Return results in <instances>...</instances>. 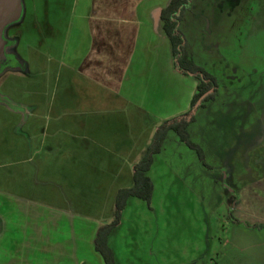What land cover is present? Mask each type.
<instances>
[{
	"label": "crops",
	"instance_id": "obj_1",
	"mask_svg": "<svg viewBox=\"0 0 264 264\" xmlns=\"http://www.w3.org/2000/svg\"><path fill=\"white\" fill-rule=\"evenodd\" d=\"M44 2L45 35L41 36L46 53L40 50L45 53L40 69L48 78L50 62H56L58 73L54 77L58 76L59 83L64 74L63 85L67 86L59 90L58 98L54 97L55 108H50L48 79L42 78L46 95L41 94L39 101L40 105L41 99L46 101L45 108H37V95L33 93L29 100L35 108L23 113L8 109L13 116L3 117L14 119L18 114V119L0 123V159H8L0 161V168H11L5 175L0 172V182L7 183L6 191L0 186V264H103L93 247L98 225L79 217L75 208L81 195L80 180L86 174L89 181L95 173L103 178V184L108 177H119L124 183L115 192L131 186V169L137 160H131L128 154L135 153L139 142L128 141L131 143L116 148H106L97 140L85 142L77 113L61 107L77 101L80 92L87 100L91 95L94 98V92L108 94L122 102L118 112L124 120L137 117L150 124L151 132L163 119L189 107L197 80L173 68L170 43L160 18L161 9L170 0H70L61 40H56L54 12L68 0H52L51 10L49 0ZM34 52L36 47L32 46L28 58L21 56L32 62L33 69L37 68ZM134 132L138 138V129ZM121 148L128 150L125 155L112 152ZM251 152L254 159H259L255 148ZM57 165L62 167L60 173L53 174ZM114 165L120 168L110 173ZM42 167L44 171L50 168L54 185L42 178V184L34 188L27 178L39 174ZM56 175H61L64 182L54 193L50 189L58 188L60 181L54 179ZM257 176L231 191V196L238 197L233 216L250 225H264V173ZM107 190L112 207L113 191ZM70 203L73 207L69 208ZM226 223L228 227L221 225L217 234H209L206 225L203 232L199 230L195 245L199 252L188 263L264 264V227L248 229L240 223Z\"/></svg>",
	"mask_w": 264,
	"mask_h": 264
},
{
	"label": "rangeland",
	"instance_id": "obj_2",
	"mask_svg": "<svg viewBox=\"0 0 264 264\" xmlns=\"http://www.w3.org/2000/svg\"><path fill=\"white\" fill-rule=\"evenodd\" d=\"M21 1H24V18L21 15L22 18L11 24L8 30L11 29L10 35L19 33L21 42L16 50L23 58H28L30 47H36L33 58L37 68L33 69L32 62L23 59L24 68L3 70L0 95L6 96L4 100L14 107L25 111L35 108L29 100L33 93L37 95V108H45L46 101L41 99L40 105L39 96L46 95L41 80L47 76L40 69L44 67L42 56L46 53L41 36L45 35L42 16L46 12L44 0ZM51 1L50 10L54 5ZM69 3L70 0L54 12L56 40H61L66 27ZM179 27L186 39L189 56L217 81L214 99L195 109V119L187 127L190 139L201 147L205 163L175 131L167 132L161 150L154 154L147 172L153 183L150 200L129 197L121 213V223L108 236L107 244L112 250L114 264H190L189 258L199 252L195 246L199 230L203 232L206 225L209 234H217L221 225L228 227L226 215L231 191H236L251 176L261 177L264 173V0H191ZM50 63L47 96L51 99L49 107L55 108L54 97L58 98L56 94L67 84L63 85L64 74L57 83L58 76L54 77L58 73L56 62ZM81 93L77 101H70L73 103L61 108L77 113L80 131L87 136L85 142L97 140L106 148L139 142L135 153L128 154L129 158L139 161L157 126L148 132L149 123L137 117L124 120L125 116L118 112L122 102L108 94L94 92V98L91 99V95L87 100L89 98H83ZM3 116L11 118L13 115L0 103V123L18 119V114L14 119ZM127 126L131 127L130 130ZM136 128L138 138L134 132ZM135 136L136 140H132ZM252 147L259 155L257 160L252 152L248 153ZM127 151L123 148L112 150L114 154L119 152L122 155ZM3 160L8 159L2 156L0 161ZM115 167L118 169L119 166H111L110 173ZM59 168L62 167L57 165L53 174L60 173ZM10 169L1 167L0 172L5 175ZM93 174L89 181L86 180L87 175L82 174L81 195L75 208L79 217L100 226L110 222L114 214V206L110 207L107 201V189L113 191V204L115 189L124 182H120L119 177H108L103 184L100 181L103 178ZM1 178L6 179L4 176ZM42 178L51 187L54 185L50 168L44 171L42 167L39 174L35 172L27 180H32L29 184L38 188ZM130 178L132 185V169ZM54 179L60 180L58 188H52L50 192L57 193L64 181L61 175ZM0 186L6 191L7 183L0 182ZM70 188H63V192ZM66 198L62 196V199ZM68 207H73V204ZM80 244L84 245L83 240Z\"/></svg>",
	"mask_w": 264,
	"mask_h": 264
},
{
	"label": "trees",
	"instance_id": "obj_3",
	"mask_svg": "<svg viewBox=\"0 0 264 264\" xmlns=\"http://www.w3.org/2000/svg\"><path fill=\"white\" fill-rule=\"evenodd\" d=\"M190 3L191 0H170L168 5L161 9L160 18L163 21V30L170 43L174 70L179 74L195 78L197 80L196 89L191 97L189 109L181 114L164 119L157 125L144 155L132 166V185L121 187L116 192L113 219L97 227L93 238V246L95 251L102 257L104 264H114V256L107 244V239L111 230L120 223L121 213L127 199L134 196L146 201L150 200L153 183L147 172L153 162L154 154L161 150L167 132L169 130L175 131L180 140L193 149L199 159L205 163L204 153L201 147L190 139L187 127L195 119V109L203 105L205 101L214 99L217 81L205 68L196 64L187 52L186 39L180 30L179 24L185 9L190 6ZM237 199L238 197L235 195H232L229 199L227 221L231 224L240 223L248 229L264 227L262 224L250 225L233 216L232 209Z\"/></svg>",
	"mask_w": 264,
	"mask_h": 264
},
{
	"label": "flooded vegetation",
	"instance_id": "obj_4",
	"mask_svg": "<svg viewBox=\"0 0 264 264\" xmlns=\"http://www.w3.org/2000/svg\"><path fill=\"white\" fill-rule=\"evenodd\" d=\"M19 20V19H18ZM17 20V21H18ZM14 21V22H17ZM14 22L8 24L2 33V45H3V51L0 55V75L5 69H17L19 67L24 68L25 61L21 57V55L18 53L16 48L18 47L19 43V33L16 35L13 33V35H10L12 33H9L11 29L8 30L11 24ZM7 98L4 95H0V103L5 105L8 109H11L13 111H19L21 113L24 112V110H21L20 108L14 107L12 103H9L7 100H4ZM26 111V109H25Z\"/></svg>",
	"mask_w": 264,
	"mask_h": 264
},
{
	"label": "water",
	"instance_id": "obj_5",
	"mask_svg": "<svg viewBox=\"0 0 264 264\" xmlns=\"http://www.w3.org/2000/svg\"><path fill=\"white\" fill-rule=\"evenodd\" d=\"M22 14L21 0H0V55L3 51L2 33L4 28L17 21Z\"/></svg>",
	"mask_w": 264,
	"mask_h": 264
}]
</instances>
